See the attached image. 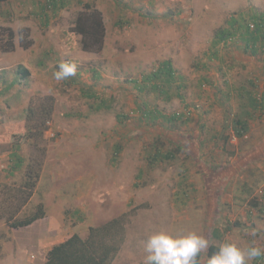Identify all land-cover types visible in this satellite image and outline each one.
<instances>
[{
  "label": "rangeland",
  "instance_id": "rangeland-1",
  "mask_svg": "<svg viewBox=\"0 0 264 264\" xmlns=\"http://www.w3.org/2000/svg\"><path fill=\"white\" fill-rule=\"evenodd\" d=\"M48 1L0 4V264H44L54 244L118 217L125 236L111 264H144V242L159 231L194 232L219 247L264 246V110L249 119L235 92L264 93V53L214 40L231 17L264 12V0H64L42 11ZM86 7L104 29L101 48L89 52L75 32ZM64 61L77 65L76 75L56 81ZM164 61L174 81L159 93L143 78ZM18 67L27 79L19 81ZM231 92L238 98L226 100ZM41 105L53 113L42 139L35 130L12 143L25 134L24 109ZM157 114L182 116L168 123ZM235 116L249 130L233 140L226 125ZM215 134L230 140L214 142ZM41 155L34 193L17 202L14 218L37 205L45 217L12 229V189ZM201 259L208 264L205 252Z\"/></svg>",
  "mask_w": 264,
  "mask_h": 264
},
{
  "label": "trees",
  "instance_id": "trees-1",
  "mask_svg": "<svg viewBox=\"0 0 264 264\" xmlns=\"http://www.w3.org/2000/svg\"><path fill=\"white\" fill-rule=\"evenodd\" d=\"M7 0H0V4H4ZM64 0H50L45 4L40 5L42 11L46 10H57L58 6L63 4ZM86 11L80 12L75 21V32L82 37L81 46L85 52L92 50H99L102 45L104 29L99 12L91 10L90 7L85 8ZM244 18V19H243ZM6 31L9 33L8 36L13 39L14 32L7 28ZM215 43L226 44L227 41H241L244 50L249 52L251 56H256L257 53H264V12H253L250 14L248 19H245L244 15L241 14L240 18L231 17L227 21V26L222 29H218L214 35ZM91 45H95L91 49ZM12 48V43L8 46ZM7 49V48H4ZM9 49V48H8ZM7 49V50H8ZM17 74L19 76V81L27 79L29 72L24 67L17 68ZM174 72L171 68V64L168 61L161 63L160 67L154 72L150 73L143 78L144 82L149 83L151 89L163 93L164 87L170 88L172 82L174 81ZM253 89L257 86L251 81ZM140 86V85H139ZM181 85L177 87L179 90ZM166 88V90L168 89ZM239 95L234 93H229L228 96L225 95L226 100L233 96L239 100L243 99V106L247 111L244 115L248 116L249 119L254 117L257 111L264 110V93L255 92L254 90L246 89L245 87L238 88ZM141 90V89H139ZM180 97V93H177ZM176 94V95H177ZM92 97V94L89 97ZM103 107H108L102 102ZM52 110L49 107L41 105L40 107L34 109L32 106H27L24 109V121L26 125L25 134L13 135L11 142L15 145H20L24 141L31 139L33 136V131L43 130L40 134H36L38 138L42 139V133L47 128L46 123H49V119L52 117ZM182 115L174 114L172 117H165L161 114H157L156 117L163 121L171 122L173 120L181 119ZM153 120V119H152ZM34 121V124H33ZM38 123L36 124V122ZM249 120H242L239 116H235L230 124L226 125L227 130L232 132V135L237 138L242 139L244 134L248 132ZM32 124V125H30ZM214 142L219 139L223 143H228L230 140L229 135L225 137H219L215 134L213 135ZM179 138V137H178ZM228 138V139H227ZM179 140V139H178ZM157 150L153 158H159L161 153ZM41 154H43L41 152ZM13 156V155H11ZM169 158L173 156L171 153L165 155ZM43 156L41 155L38 159H32L24 167L23 179L20 185H17L14 191V202L15 207L12 210H8V217L5 219L6 225L12 229H20L31 226L38 220L45 217V210L43 205H37L33 211H30L27 215L22 218H14L15 215L20 211V206L17 205L19 200L22 203H26L28 199L33 195L36 182L39 176L40 166ZM20 163V162H19ZM18 163V165H19ZM21 203V204H22ZM253 207L257 206L256 202H253ZM125 218L118 217L114 218L103 225L97 227H89L88 235L86 238H81L77 234H72L60 243L54 244L46 253L44 264H111L115 259L116 255L121 249L124 242L125 236ZM214 237L217 238V235ZM219 246L215 244H209L208 249L205 252L207 258L212 256L219 250ZM202 253L197 258L199 264L202 261ZM259 261L264 260V256L258 258ZM262 264V263H260Z\"/></svg>",
  "mask_w": 264,
  "mask_h": 264
},
{
  "label": "clouds",
  "instance_id": "clouds-1",
  "mask_svg": "<svg viewBox=\"0 0 264 264\" xmlns=\"http://www.w3.org/2000/svg\"><path fill=\"white\" fill-rule=\"evenodd\" d=\"M77 65L64 61L53 73L56 81L67 80L76 75ZM208 249V239L194 232L173 236L165 231L150 235L144 242V264H199L198 257ZM264 256V246L255 244L238 247L224 243L208 258V264H250Z\"/></svg>",
  "mask_w": 264,
  "mask_h": 264
},
{
  "label": "built area",
  "instance_id": "built-area-1",
  "mask_svg": "<svg viewBox=\"0 0 264 264\" xmlns=\"http://www.w3.org/2000/svg\"><path fill=\"white\" fill-rule=\"evenodd\" d=\"M232 138H233V140H235V139H236L234 135L232 136Z\"/></svg>",
  "mask_w": 264,
  "mask_h": 264
},
{
  "label": "crops",
  "instance_id": "crops-1",
  "mask_svg": "<svg viewBox=\"0 0 264 264\" xmlns=\"http://www.w3.org/2000/svg\"><path fill=\"white\" fill-rule=\"evenodd\" d=\"M17 7V6H16Z\"/></svg>",
  "mask_w": 264,
  "mask_h": 264
}]
</instances>
